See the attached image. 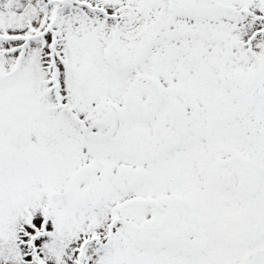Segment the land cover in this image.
Here are the masks:
<instances>
[{
	"label": "snow or ice",
	"instance_id": "snow-or-ice-1",
	"mask_svg": "<svg viewBox=\"0 0 264 264\" xmlns=\"http://www.w3.org/2000/svg\"><path fill=\"white\" fill-rule=\"evenodd\" d=\"M0 264H264V0H0Z\"/></svg>",
	"mask_w": 264,
	"mask_h": 264
}]
</instances>
